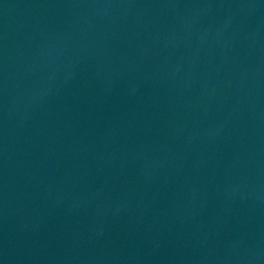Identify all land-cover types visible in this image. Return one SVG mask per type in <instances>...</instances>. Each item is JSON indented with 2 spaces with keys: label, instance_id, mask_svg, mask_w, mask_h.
Wrapping results in <instances>:
<instances>
[{
  "label": "water",
  "instance_id": "1",
  "mask_svg": "<svg viewBox=\"0 0 264 264\" xmlns=\"http://www.w3.org/2000/svg\"><path fill=\"white\" fill-rule=\"evenodd\" d=\"M0 264H264V0H0Z\"/></svg>",
  "mask_w": 264,
  "mask_h": 264
}]
</instances>
